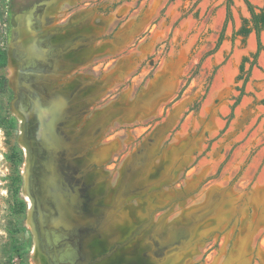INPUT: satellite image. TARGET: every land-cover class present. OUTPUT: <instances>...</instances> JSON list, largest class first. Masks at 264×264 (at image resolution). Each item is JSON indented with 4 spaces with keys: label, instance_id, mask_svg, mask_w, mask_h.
<instances>
[{
    "label": "rangeland",
    "instance_id": "1",
    "mask_svg": "<svg viewBox=\"0 0 264 264\" xmlns=\"http://www.w3.org/2000/svg\"><path fill=\"white\" fill-rule=\"evenodd\" d=\"M167 2L0 0V47L7 52L0 76L12 90L0 94V264L11 201L4 153L13 141L24 152L21 195L38 185L43 199L48 188L40 183L42 165L26 158L35 141L28 125L35 109L18 104L32 88L59 111L61 156L74 170L84 212L64 196L56 252L70 251V257L63 254L70 264H264V206L252 200L264 201V49L243 85L236 80L239 63L255 51L256 37L232 40L231 34L248 16L245 2L232 0L233 19L212 53L226 0ZM27 16L28 25L20 24ZM260 38L264 44V31ZM21 43L37 51L28 64L15 54ZM46 59L35 73L36 62ZM177 63L170 94L146 113H128L135 98ZM8 112L17 118L11 133L1 119ZM160 127L159 139L146 146ZM142 147L146 160L127 170ZM213 190L223 192L219 206L193 223L189 213L205 206ZM25 200L24 223L32 233L27 264H58L33 253L35 208ZM34 206L37 213L43 202ZM45 212L41 217L48 219L51 212Z\"/></svg>",
    "mask_w": 264,
    "mask_h": 264
},
{
    "label": "bare ground",
    "instance_id": "2",
    "mask_svg": "<svg viewBox=\"0 0 264 264\" xmlns=\"http://www.w3.org/2000/svg\"><path fill=\"white\" fill-rule=\"evenodd\" d=\"M30 20H31L30 16H27L23 18V20H21L20 24L27 26ZM14 51H15V54L19 56V58H21V60L25 61L27 64L30 63L31 57L37 54V51L35 50V48L31 47V45L29 46V43L28 44L26 43L25 45L22 43L18 44V47H16ZM44 61L46 60H40L39 62H36L37 65L33 66L34 68L29 67V69L33 68L34 70L36 68L35 73H39L38 71L42 70V68L44 67V63H45ZM162 71H163V68L159 70V72H162ZM159 76L160 75H158L157 78ZM25 85L26 87H28V84H25ZM31 90H28L25 93L23 100L22 98L20 99L19 104H18L20 108L24 107V105L27 104V105H31L32 108L37 109L38 106H40L43 103H46V100L44 101V99L40 97L42 95L39 89L32 88ZM34 113H35V110L31 115L32 119L31 118H30L31 120L29 119V123H30L29 131L31 135L34 136L35 141L33 143V146L30 144L29 148L26 149L27 150L26 158L28 160L30 158H33V160H35L36 165L37 164L42 165L43 172H45V174H48V175L46 179L43 177L44 175L42 174L43 172L42 173L39 172L40 178H41L40 183H42L43 181L48 188L46 189L47 192L43 199H42L43 196L40 195L39 191H37L38 185H35V187L31 185L30 195H26V194L24 195L27 201L29 202V205L32 208H35V212H36V206H34L35 203L41 204L43 202V206L41 210L37 211V213L34 212L33 214L34 217L30 219V222L33 223L32 230L34 233V252L33 253H35V255L42 253L44 256L54 257L55 259L58 260V264H70L69 261L64 260L65 256L63 254H58L56 250L61 245V242L59 241L60 239L59 234H60L61 228L64 225V217L61 213L65 211L63 207H66V205L64 204L65 201L63 200L65 199L64 196H66L74 204L78 212L80 211V213L81 212L84 213L83 210L79 208L80 204L75 201L76 198L72 194L71 185H68L69 181L74 182L75 181L74 178L76 177L73 176L74 170L72 168L70 167L68 168L64 166L65 162L61 156L62 152L55 151V150L45 147L43 143H41V140L39 139L37 134H35L34 130H32L33 126L31 125L36 115V113L35 114ZM33 148H34V151L31 150ZM33 173H35V171ZM31 176L32 174L29 175L28 177L31 178ZM38 182L39 181L37 180V183ZM46 210L51 212V215L49 216L48 219L41 217V213L43 215L45 213L46 215V212H45Z\"/></svg>",
    "mask_w": 264,
    "mask_h": 264
},
{
    "label": "trees",
    "instance_id": "3",
    "mask_svg": "<svg viewBox=\"0 0 264 264\" xmlns=\"http://www.w3.org/2000/svg\"><path fill=\"white\" fill-rule=\"evenodd\" d=\"M170 1L171 0H168V2ZM243 1L246 4L248 16L241 17L240 25L237 29H234L232 31L231 39L233 40L236 36L246 38L252 32L256 37L255 51L251 52L249 55H243L239 63L236 80L242 79L244 85L248 80L251 68L256 64L260 52L264 49V44L262 43L260 38L261 33L264 31V4L262 6H257L250 0ZM119 3L120 1L115 2L112 5L114 7ZM231 6L232 0H226L225 20L223 22V26L217 39L216 45L209 53L214 52L219 47L223 40L226 26L228 22L232 21L233 19ZM247 63H249V66L246 69L245 66ZM6 65V49L4 47H0V68H4ZM243 85L241 88H238L240 90V94L234 104L231 105V112L228 119L232 116L235 105L239 102L241 95L244 93ZM6 91L11 92L12 90L8 85L6 76H0V94L5 93ZM1 119L2 125L7 128L9 133L14 132L17 129V118L11 112H8V114ZM227 123L225 124V126L227 125ZM223 130L224 129H222L220 132H222ZM4 158L11 167V172L8 176L9 194L11 196V201L9 204L10 219L8 221L9 225L7 227L8 238L3 246V253L6 255L4 264H27V249L32 242V235L29 228L24 223L26 218L27 203L25 198L21 195L23 175L20 171V167L24 159V152L22 147L16 141H13L8 150L4 153Z\"/></svg>",
    "mask_w": 264,
    "mask_h": 264
},
{
    "label": "water",
    "instance_id": "4",
    "mask_svg": "<svg viewBox=\"0 0 264 264\" xmlns=\"http://www.w3.org/2000/svg\"><path fill=\"white\" fill-rule=\"evenodd\" d=\"M48 59H46L45 65L47 66ZM180 68V64L177 63L173 68L166 69L163 75H160L156 80L153 81L152 86L147 90V92L142 96H137L132 103V105L128 109V113H133L136 111L146 113L151 108L155 106V104L162 98L168 96L173 88V81L176 77ZM43 70V69H42ZM39 70V71H42ZM37 75V74H36ZM35 118L33 119L32 125L35 134L41 140V143L47 148H50L55 151H61L62 140L60 135L57 132V123L59 121L60 115L59 111L52 110L50 104L43 103L35 109ZM34 113V114H35ZM32 119V118H31ZM30 119V120H31ZM35 120V122H34ZM172 123V119L170 118L167 121V125L169 126ZM28 125L30 123L28 122ZM163 132V127H160L154 130L145 140L146 146L154 144ZM146 147H142L138 149L134 154L130 156L127 161L126 168L127 170H133L140 164H142L146 160ZM68 183V182H67ZM68 185H71L72 194L75 196V201L80 203L77 198V194L79 193L76 183L70 182ZM223 192L220 190H213L211 196L207 204L201 207L198 210H195L189 213V217L193 223L198 222L209 216L220 204L222 200ZM252 200L259 208L263 207L264 201L259 200L256 195L252 197ZM224 264H227V260Z\"/></svg>",
    "mask_w": 264,
    "mask_h": 264
},
{
    "label": "flooded vegetation",
    "instance_id": "5",
    "mask_svg": "<svg viewBox=\"0 0 264 264\" xmlns=\"http://www.w3.org/2000/svg\"><path fill=\"white\" fill-rule=\"evenodd\" d=\"M13 114V113H12ZM14 115V114H13ZM73 183H75V181L73 182ZM30 230V229H29ZM31 232V231H30ZM31 235H32V233H31ZM59 239V238H58ZM60 241V240H59ZM61 251V250H60ZM59 254H62V253H59ZM63 254H65V256L66 257H70L71 256V253H70V251L68 252V251H64V253ZM65 257V258H66ZM70 258H66V259H64V260H69Z\"/></svg>",
    "mask_w": 264,
    "mask_h": 264
}]
</instances>
